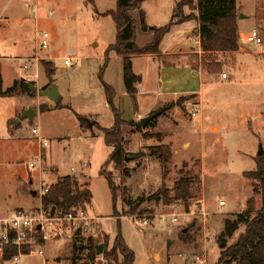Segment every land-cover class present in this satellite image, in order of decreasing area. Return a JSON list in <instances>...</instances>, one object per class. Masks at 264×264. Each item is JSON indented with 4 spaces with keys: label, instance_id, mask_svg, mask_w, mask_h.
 <instances>
[{
    "label": "rangeland",
    "instance_id": "1",
    "mask_svg": "<svg viewBox=\"0 0 264 264\" xmlns=\"http://www.w3.org/2000/svg\"><path fill=\"white\" fill-rule=\"evenodd\" d=\"M145 1L142 9L149 26L166 25L174 18V0ZM184 1L187 2L183 6L184 15L194 18L198 14L197 0ZM117 5V0H0V89L2 86L6 91L14 81L24 78L43 89L50 82L46 67L53 66V78L61 94L53 102L31 91L13 96L0 93V218L21 209L46 211L41 202L44 188L70 174L81 183L88 181L84 186L91 189L93 198L86 208L95 222L84 236L74 232L46 240L44 257L27 255L18 263L0 258V264H94L87 252L81 253L75 245L87 244L95 230L98 237L94 239L102 244L109 237L110 250L121 232L135 253L134 264H202L196 263L198 257L205 258L203 264H227L219 263L225 222L246 210L254 192L245 172L257 168L258 154L261 148L264 150V75L249 76L250 64L241 65L238 59L236 66L234 55L216 56L222 63L218 72L212 73L204 66L202 48L192 38L183 37L173 49L193 48L198 68L202 67L213 79L219 74L222 78L223 73H229L230 78L205 82L201 96L139 95L135 103L130 96L119 94L118 105L126 119L135 118L137 108L156 100L166 101L158 109L161 113L155 125L147 129V137L139 132L131 133V126L123 127L129 140L127 150L144 154L138 161L126 163L132 175L123 177L110 162L112 147L107 145L103 131L95 129L96 134L92 135L91 130L82 129L77 116L92 118L103 127L114 123L113 110L106 105L103 80L113 54L107 55V50L117 41L118 30L113 17L104 14L116 10ZM238 7L243 17L239 31L241 45L250 51L264 50L256 42L259 32L262 33L257 36L264 39V0H238ZM131 14L139 29L140 10ZM45 33L49 34V46L42 48L41 36ZM136 38L140 45L151 41L146 33L139 32ZM34 56L40 58L38 71L33 61H26ZM177 57L163 55L151 59L152 65L159 68L152 67L150 88L159 90L160 81L164 82L166 91H174L185 83H198L197 75L192 74L193 78L190 76L185 81L181 71H172L169 78L165 76L162 68L178 64ZM75 59H80L79 63L66 64V60ZM145 62V59L138 61L136 71L149 68L150 63ZM25 64L33 65L27 70ZM259 65L258 69L264 70V60ZM37 72L38 78L34 75ZM143 89L147 90V86ZM57 103L62 107L56 108ZM44 107L48 110L43 111ZM28 109L35 111L33 120L24 118L17 124ZM193 111L198 112L197 116L192 115ZM34 127L40 128L41 135L51 145L46 149L43 163L31 167L30 163L42 153L38 137L32 132ZM156 134H161V140ZM149 144H166L172 148L173 160L166 177L161 162L147 156ZM103 169L113 174L119 186L117 202ZM186 174L199 186L189 208L200 200L206 216L191 214L185 219L189 208L184 201L172 199L167 204L162 198L153 197L163 185L171 189ZM33 190L37 191L36 196ZM256 199L260 210L261 195ZM174 202L179 205L173 207ZM133 208L137 210L133 212ZM172 213L179 214L178 223L159 221L161 216ZM141 217L149 218L150 224L137 223L136 219ZM244 230L245 226H241L228 237L227 245L234 244ZM98 260L101 264L106 261L103 254L98 255Z\"/></svg>",
    "mask_w": 264,
    "mask_h": 264
},
{
    "label": "trees",
    "instance_id": "2",
    "mask_svg": "<svg viewBox=\"0 0 264 264\" xmlns=\"http://www.w3.org/2000/svg\"><path fill=\"white\" fill-rule=\"evenodd\" d=\"M117 1V9L104 14L113 17L118 30L117 41L109 46L107 55L110 52H114L123 58L125 88L135 103L138 97L137 84L140 76L134 72L132 58L136 55L159 54L161 42L164 36L170 32L173 25L194 18L198 19V32L201 36V46L204 54L203 63L212 73H217L222 63V60L216 58V56L224 57L232 55L241 48L237 0H197L196 10L198 16L194 18L184 15L183 6L187 2L182 0L178 3L174 18L163 27H151L146 22V15L142 9V4L145 0ZM136 9L140 10L141 29L145 32H154L152 42L143 47H140L136 42L138 22L131 14ZM46 71L50 82L43 89H47L55 83L53 78L55 67L47 66ZM101 73H103V70ZM103 85L107 102L114 113V125L109 128H104L98 122L89 119L87 116L79 114L77 116L82 129L86 131L91 130L92 135L96 134L95 129L103 131L107 145L112 147L110 162L114 163L116 170L123 177L129 178L132 175V170L126 166V163L128 161H138L141 155L144 154H133L127 150L126 145L129 140L124 135L123 127L131 126L133 129L131 133L139 132L144 137H147V129L155 125L156 117L148 122L145 127H143L141 121L126 120L121 108L115 104L116 89L104 81ZM29 91L31 90L26 80L14 81V84L6 91H3L2 86L0 89L1 94L11 96L17 92L28 93ZM61 107L59 103L56 104V108ZM42 110L47 111L48 109L44 107ZM155 136L161 140V134H156ZM148 149L147 156L157 158L161 162L164 177H166L169 173V165L173 160L172 148L166 144H159L150 146ZM103 174H105L108 180L114 201L117 202L119 186L116 184L117 182L112 173H106L105 169H103ZM245 176L251 180L254 195L247 201V208L244 212L237 214L233 219L226 220L225 232H223L220 239L223 249L219 263L264 264V155L257 158V168L253 171L245 172ZM84 185L80 184L79 178L76 176L69 174L61 177L57 183L51 186L49 192L42 196L41 202L43 207L50 215L54 208L55 215L79 208H86L92 204L93 194L91 189ZM198 190L199 186H197L194 178L186 174L179 178L171 189L165 188L163 185L153 197L158 199L162 198L164 203L167 204L172 199L184 201L188 209L191 204L189 202L190 199L196 197ZM257 195H261L262 197L263 203L260 210H257ZM136 210V208H133V212ZM241 226H245V230L239 235L237 241L232 245H227L226 239L232 237ZM100 244H102L101 241L90 237L87 244H84L82 247L76 244L75 249L81 253L87 252V257L90 260H94L98 256L97 246ZM104 245L106 250H104L103 256L109 264H111L110 262H115L116 264L135 263V253L128 247L121 232L115 238L111 250L108 248V236L104 241ZM14 253L15 251L8 249L4 255L5 261L9 260ZM120 256L122 257L121 260Z\"/></svg>",
    "mask_w": 264,
    "mask_h": 264
},
{
    "label": "built area",
    "instance_id": "3",
    "mask_svg": "<svg viewBox=\"0 0 264 264\" xmlns=\"http://www.w3.org/2000/svg\"><path fill=\"white\" fill-rule=\"evenodd\" d=\"M43 38L42 48H47L49 46V34L45 33L41 36ZM193 40L196 45L201 48V36L195 34ZM256 42L259 46L264 47V39L256 35ZM26 61H33L36 65V69H39V57H29ZM80 59L66 60L67 65H73L74 63H79ZM31 64V65H33ZM25 64V68L28 70L32 66ZM36 78L39 77L38 72L34 74ZM228 75L226 73L222 74V78L226 79ZM198 112L193 111L192 115L197 116ZM34 135L38 137V140L42 146V153L40 158L35 159V161L30 163L31 167H36L38 163H43L46 159V149L50 147L51 142L47 138L43 137L40 133L39 127H34L32 129ZM75 174V169L72 168ZM52 186V185H51ZM51 186H46L43 190V194L49 192ZM201 204V205H200ZM225 202L222 201L221 205ZM179 202H174L173 207H177ZM185 219L191 214L206 216L205 207L202 201L198 200L194 206L189 208V211L185 212ZM161 223L168 222L170 224H176L180 221V216L178 213H172L169 216L163 215L159 218ZM137 223H143L144 225L150 224V219L146 217H141L136 219ZM95 224L94 218L91 216L90 211L87 208H79L71 210L66 213H59L57 215L51 216L48 212L42 210L40 212H34L29 210H17L13 212L8 217L0 218V258L4 259L5 252L9 249L10 251H15L11 256L9 262L18 263L23 256L36 255L44 257L46 250L44 245L46 240L52 238L53 236H64L65 234L78 232L83 236L86 235L85 232L91 230ZM91 237H98L97 231ZM90 238V237H89ZM80 245V243H79ZM94 264H101L98 260V256L92 260ZM196 263H205V258H196ZM104 264H109L106 260Z\"/></svg>",
    "mask_w": 264,
    "mask_h": 264
},
{
    "label": "crops",
    "instance_id": "4",
    "mask_svg": "<svg viewBox=\"0 0 264 264\" xmlns=\"http://www.w3.org/2000/svg\"><path fill=\"white\" fill-rule=\"evenodd\" d=\"M181 1L174 0V2H173L174 7L172 9L173 14L176 12L175 10L177 9L178 3H180ZM145 2L146 1H144V3ZM237 5H238V0H237ZM238 13H239L238 26H239V31H240V24H241L243 17L240 16V14H242V10L239 7H238ZM257 13H258V8H257ZM257 13H256V15H258ZM196 16H198V14H196ZM171 20L172 19H170V21ZM170 21H168V23ZM190 22H192L193 24H191ZM149 23H152V22H149ZM155 24L156 25H152V27H163V26H165V25H161V23H155ZM198 28H199V22H198L197 18H194L191 20H186L182 23H177V24L173 25L170 32H168L164 36V38L161 42L159 54H157V55L146 54V55L133 56L132 61H133L134 72L140 76V80L137 84L138 96L139 95L149 96L151 94H158L160 96V95H166L168 93H173L175 95V97L184 96V95H200L201 96L202 86L205 84V82H209L211 80H213V81L215 80L216 82L223 81L220 74L218 76H216V79L215 78L213 79V76H211L207 72L205 73L204 70L202 69V67L198 68V66L195 65L196 64V62H195L196 61V55H195V50L193 48L179 47L178 49H173L174 47H172L175 45H179V43L183 37L193 39L192 35H194L196 33L198 34ZM262 29L264 32V27ZM139 32L148 34L149 38L151 40V41H149V43L152 42V40L154 38V32H152V31L145 32L141 29V26L139 29L137 28V35L139 34ZM261 33L259 32L256 35L261 34ZM149 43H147V44H149ZM147 44H145V45H147ZM138 45L140 47L145 46V45H140V44H138ZM249 52H250L251 56H248V55H250V54H248ZM251 52H253V53H251ZM163 55L164 56H178L176 59L179 62L178 64H173V65L170 64L166 67H163L162 69L166 72L165 76H167L169 78L170 73H172V71H181L180 76H184L185 81L190 76L193 78L192 74L197 75L198 78H195V79H196V83H197V79H198V83L197 84L193 83L192 85H188L187 83H185L183 86L181 85V86L177 87L174 91H166L165 90L166 88L164 87V82L160 81V85H158L159 90L154 89V88H150L149 86L151 84L149 82V79L151 78V75H152V67H153V70L159 68V66H157V65H152L151 59H154L158 56H163ZM232 55H234V57L236 58V66H237L238 59L241 61V65L247 66L248 63L250 64L249 65L250 70H248L249 76H251V77L258 76V77L262 78V75H264V70L262 68L258 69V67L260 66L259 63L262 60H264V50L250 51L241 45L240 50L237 51L236 53L232 54ZM232 55H229V56H232ZM244 56H246L247 58L244 59ZM141 59H145V61H146L145 63H147L148 65L150 63L149 68L147 67L148 69L146 68V69H140L139 71H136V64H138V61H141ZM154 64H156V63H154ZM251 65L256 66L257 69L252 68ZM107 66H106L107 68H106L105 73H104V80L103 81L106 82L107 84L113 86L116 89L117 95L115 97V104H116V106L119 107V105H118L119 94H121L124 97L129 96V94L126 91L125 84H124L123 58L113 52ZM182 71H185V75L183 74ZM177 74L179 75V72H177ZM226 74L230 78L229 73H226ZM159 75H160V70H159ZM47 83L48 82L44 83L43 85H46ZM144 85L147 86V90L143 89ZM104 90H105V88H104ZM165 102L166 101H164L163 103H160V101L156 100L151 105H146V106H142L141 108H137V111L135 113V118H133V119H126L125 118V119L126 120H136V121L139 120L140 121L141 118H144V117L152 114L153 112L158 111V109H160L164 105ZM167 102H169V101H167ZM106 105L108 107H110L108 102L106 103ZM119 108H121V107H119ZM91 120H94V119L91 118ZM114 120H115V118H114ZM96 122H98V121H96ZM113 125H114V123H113ZM113 125H111L110 127H112ZM104 128H109V127H104ZM150 146H154V144H149V147ZM79 182H80V179H79ZM86 183H88L87 180H85L82 183L80 182V184H86Z\"/></svg>",
    "mask_w": 264,
    "mask_h": 264
},
{
    "label": "water",
    "instance_id": "5",
    "mask_svg": "<svg viewBox=\"0 0 264 264\" xmlns=\"http://www.w3.org/2000/svg\"><path fill=\"white\" fill-rule=\"evenodd\" d=\"M22 80H26V79L24 78ZM27 84H28L29 89L32 92L39 93L41 96L46 97V98L50 99L53 102L58 101L59 98L61 97V94L59 92V88H58V86L55 83L52 86H50L49 88H47V89H39V87L36 84L32 83V82H27ZM160 113L161 112L158 111V112L152 113V114H150V115H148V116H146L144 118H141L140 121H141L143 127H145L148 124V122L153 120L155 117L160 115ZM34 115H35V111L33 109L26 110L25 113L21 116V118L17 120V124H20L21 123V119H24V118H29L32 121ZM258 155H260V156L264 155L263 148H261V150H260ZM31 183H33L32 180H31ZM32 194L34 196H36L37 195V191L33 190ZM54 214H55V208L51 211V216H54ZM79 246L82 247L83 244H80ZM104 249H105V245L104 244L98 245L97 246L98 255H102L104 253Z\"/></svg>",
    "mask_w": 264,
    "mask_h": 264
}]
</instances>
